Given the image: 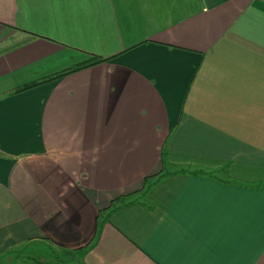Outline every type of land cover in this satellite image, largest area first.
<instances>
[{
	"label": "crops",
	"instance_id": "0c3cea01",
	"mask_svg": "<svg viewBox=\"0 0 264 264\" xmlns=\"http://www.w3.org/2000/svg\"><path fill=\"white\" fill-rule=\"evenodd\" d=\"M38 246L264 264V0H0V264Z\"/></svg>",
	"mask_w": 264,
	"mask_h": 264
},
{
	"label": "trees",
	"instance_id": "16d2710c",
	"mask_svg": "<svg viewBox=\"0 0 264 264\" xmlns=\"http://www.w3.org/2000/svg\"><path fill=\"white\" fill-rule=\"evenodd\" d=\"M104 60H105V59L102 58V57H99V56H96V55H92L91 58H90V60L87 61V62H84V63H82V64H78V65L73 66V67H71V68H69V69H66V70H64V71H62V72H58V73H56V74H54V75H50V76H48V77H44V78L39 79V80H37V81L30 82V83H27V84H25V85H22V86L16 88V89L14 90L13 93H17V92H20V91H24V90L30 89V88H32V87H35V86H38V85H41V84H44V83H47V82L53 81V80H55V79L61 78V77H63V76H66V75H68V74H71V73H73V72H77V71H79V70H82V69H84V68H86V67H89V66H91V65L97 64V63L102 62V61H104ZM130 196H131V195H128V196H122V197L118 198V200H121L123 204H129V203H132V202H134L135 200H133V199L131 200V199H130Z\"/></svg>",
	"mask_w": 264,
	"mask_h": 264
},
{
	"label": "rangeland",
	"instance_id": "374dc122",
	"mask_svg": "<svg viewBox=\"0 0 264 264\" xmlns=\"http://www.w3.org/2000/svg\"><path fill=\"white\" fill-rule=\"evenodd\" d=\"M255 30L257 31V27L255 28ZM217 173H220V171H217ZM21 253H22L21 258L16 264H41L40 262L41 261L44 262L45 261L44 259H46L48 256L57 257L58 258L57 264H78L72 260L69 261L68 259H66V257L62 253L51 252V250L48 249L44 250L39 246L33 248L27 247Z\"/></svg>",
	"mask_w": 264,
	"mask_h": 264
}]
</instances>
